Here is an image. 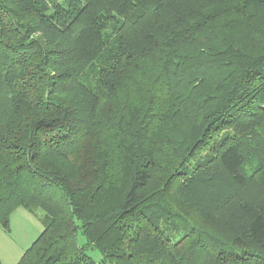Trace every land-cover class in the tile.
Wrapping results in <instances>:
<instances>
[{
	"label": "trees",
	"instance_id": "16d2710c",
	"mask_svg": "<svg viewBox=\"0 0 264 264\" xmlns=\"http://www.w3.org/2000/svg\"><path fill=\"white\" fill-rule=\"evenodd\" d=\"M19 207L16 264H264V0H0Z\"/></svg>",
	"mask_w": 264,
	"mask_h": 264
},
{
	"label": "rangeland",
	"instance_id": "374dc122",
	"mask_svg": "<svg viewBox=\"0 0 264 264\" xmlns=\"http://www.w3.org/2000/svg\"><path fill=\"white\" fill-rule=\"evenodd\" d=\"M41 230L42 225L34 215L22 207L15 210L10 216L9 231L0 226V264H16ZM78 241L83 242L79 234Z\"/></svg>",
	"mask_w": 264,
	"mask_h": 264
},
{
	"label": "crops",
	"instance_id": "0c3cea01",
	"mask_svg": "<svg viewBox=\"0 0 264 264\" xmlns=\"http://www.w3.org/2000/svg\"><path fill=\"white\" fill-rule=\"evenodd\" d=\"M17 209H18V208H17ZM17 209H16V210H17Z\"/></svg>",
	"mask_w": 264,
	"mask_h": 264
}]
</instances>
